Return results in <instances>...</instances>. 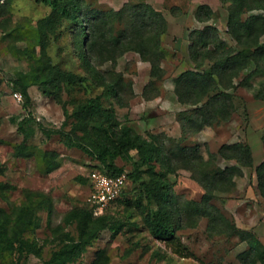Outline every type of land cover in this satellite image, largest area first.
Returning <instances> with one entry per match:
<instances>
[{"label": "rangeland", "instance_id": "obj_1", "mask_svg": "<svg viewBox=\"0 0 264 264\" xmlns=\"http://www.w3.org/2000/svg\"><path fill=\"white\" fill-rule=\"evenodd\" d=\"M140 2L151 5L166 19L159 60L164 72L158 77H151L150 61L143 59L136 50H125L115 58L101 59L98 67L102 72L108 73L109 77L122 75L121 101L108 97L103 99V104L112 106L121 122L131 125L146 137L156 135L166 145L179 143L195 147L204 159L210 158V153H215L212 166L238 165L242 174L234 176V184L228 189L214 188L210 195L194 177L193 171L181 164L175 171L167 173V179L173 195L178 199L189 201V205H204L206 202L208 207H217L232 224L253 231L264 244V196L257 186L255 170V166L264 159V99L256 98L252 90L238 85L233 90L235 108L229 119L213 125L205 124L194 131L190 121L177 117L179 112H193L199 106V103L181 102L175 92L176 79L180 74L185 70H196L189 51L190 32L212 26L221 39L237 48L235 38L227 30L228 1L87 0L90 8L101 10H117L125 4ZM201 5L211 9L210 16L204 20L196 16L197 8ZM51 10V5L41 0H0V168H3L0 170V181L14 186L7 192V199L0 195V205L8 210L11 204L21 201L24 189L42 190L54 198L52 222L56 223L72 206L86 203L91 173L106 172V169L82 149L67 146L61 135L54 132L57 129H70L71 124L65 123V110L71 111L73 108L69 99L94 96L102 91L101 86L85 82L78 94L74 92L76 96L69 94L65 87L56 96L42 92L32 78H27L30 99L25 103L15 83L18 73L27 71L33 57L40 54L35 30L38 20L49 15ZM256 13H264V9L254 8L244 17ZM74 26L73 20L61 17L56 31L49 33L47 51L62 68L83 73L81 61L71 47ZM261 40L264 41V34ZM209 65V62H205L203 67L208 68ZM254 68L255 63L251 61L234 79L235 82ZM263 78L264 73L258 71L249 78V82L258 87ZM21 123L24 129L20 128ZM236 142L249 144L252 166L240 165L235 159L226 158L219 152L223 144ZM20 143L30 145L35 154L16 156L14 151ZM43 150L56 154L58 166L52 171L44 170V159L38 155ZM136 158L133 151L130 159L117 157L115 161L124 165V171L129 173ZM156 165V169H160L159 163ZM141 167L144 168L143 165ZM148 179L146 173L138 181L127 178L118 200L108 205L118 223H122L121 227L116 232L109 228L101 230L78 258L77 264H91L100 248L107 251V264H243L240 254L247 247L246 241L235 234L210 231L209 217L197 214L193 208L188 215H180L175 242L157 239L149 234L142 216L148 201L141 185L142 180ZM149 206L155 208V201ZM40 215L35 236L42 245V257L29 254L27 264H43V258H47L58 244L49 235L46 211H41ZM66 230L76 234L75 224H68Z\"/></svg>", "mask_w": 264, "mask_h": 264}, {"label": "trees", "instance_id": "obj_2", "mask_svg": "<svg viewBox=\"0 0 264 264\" xmlns=\"http://www.w3.org/2000/svg\"><path fill=\"white\" fill-rule=\"evenodd\" d=\"M41 1L51 5L52 10L49 15L38 20L35 30L40 54L33 57L29 69L20 71L15 80L25 103L30 99L27 78H32L42 92L56 96L64 87L72 96L75 91L78 94L85 82L101 86L102 91L94 96L69 99L73 108L71 111L65 110V123L71 124L70 129L54 131L61 135L62 141L100 161L106 169L105 173L111 176L125 172L124 165L116 164L115 159L120 157L128 160L135 151L137 158L132 163V170L126 174L132 181L140 180L144 173L149 176L147 181H141L148 201L142 216L148 233L153 237L175 242L180 215H188L193 208L197 214L209 217L210 231L235 234L240 240L246 241L247 247L240 254L243 264H264V244L253 231L238 228L217 207H208L206 202L204 205H189V201L178 199L173 195L171 183L167 179V173L175 171L181 164L193 171L194 177L210 195L214 188L228 189L234 184V176L242 174L238 165L212 166L215 153H210V158L204 159L195 147L179 143L166 145L156 135L146 137L131 125L121 122L112 106L103 104V99L108 97L121 101L122 75L109 77L108 73L102 72L98 67L101 59L115 58L125 50H136L143 59L150 61L151 77H158L164 72L159 62L162 56L161 36L166 31V19L162 13L143 2L125 4L117 10H101L90 8L87 0ZM227 1V30L235 38L237 48L221 39L212 26L193 29L190 32L189 51L196 70H185L176 79L175 92L179 100L189 104L199 103L193 112L181 111L177 116L179 119L183 117V121H190L194 131L205 124L213 125L230 118L235 108L233 90L238 85L252 90L256 98L264 99V78L258 87L249 82V78L258 71L264 73V41L261 40L264 34V13L244 17L254 8L264 9V0ZM210 14L211 9L207 5L197 8L196 16L201 20ZM61 17L75 22L71 47L81 61L83 73L62 68L47 51L49 33L56 31ZM251 61L255 63V68L236 83L234 79L239 77ZM205 62L210 63L208 68L203 67ZM20 128L24 129L22 123ZM41 152L38 155L44 159L42 163L46 172L58 166L53 151ZM219 152L226 158L235 159L240 165H253L251 147L247 143L223 144ZM14 154L30 156L35 151L30 145L20 143ZM157 163L160 169H156ZM255 170L257 186L264 196V159L255 166ZM12 188L14 186L9 182L0 181V195L5 199ZM152 201L156 203L155 208L149 206ZM108 208L95 214L91 204L86 201L72 206L59 222L53 223V196L42 190L24 189L21 201L11 204L8 210L0 205V264H27L29 254L42 257V245L35 236L36 228L40 225L41 211H46V226L51 239L58 241L57 247L47 258H43L42 263L77 264L78 258L101 230L109 228L116 232L121 227L122 223H118ZM68 224H75L76 234L66 230ZM108 261L106 249L100 248L91 264H107Z\"/></svg>", "mask_w": 264, "mask_h": 264}, {"label": "built area", "instance_id": "obj_3", "mask_svg": "<svg viewBox=\"0 0 264 264\" xmlns=\"http://www.w3.org/2000/svg\"><path fill=\"white\" fill-rule=\"evenodd\" d=\"M127 178L126 172L116 176L101 171L91 173L87 201L93 207L95 214L102 213L105 207L121 195Z\"/></svg>", "mask_w": 264, "mask_h": 264}, {"label": "crops", "instance_id": "obj_4", "mask_svg": "<svg viewBox=\"0 0 264 264\" xmlns=\"http://www.w3.org/2000/svg\"><path fill=\"white\" fill-rule=\"evenodd\" d=\"M260 163V162H259Z\"/></svg>", "mask_w": 264, "mask_h": 264}]
</instances>
